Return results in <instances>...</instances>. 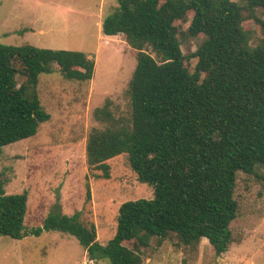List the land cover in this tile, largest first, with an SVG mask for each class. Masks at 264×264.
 Wrapping results in <instances>:
<instances>
[{
	"label": "trees",
	"instance_id": "16d2710c",
	"mask_svg": "<svg viewBox=\"0 0 264 264\" xmlns=\"http://www.w3.org/2000/svg\"><path fill=\"white\" fill-rule=\"evenodd\" d=\"M117 1L103 31L124 34L138 50L129 83L131 119L117 118L111 101L95 110L107 126L91 132L88 164L109 178L108 161L127 153L154 197L124 202L116 234L102 244L80 211L52 214L43 228L26 229L28 192L8 194L0 183V235L64 232L79 240L89 260L108 264H144L142 248L172 235L186 245L207 238L221 256L235 241L230 226L239 211V172L264 166V38L252 47L244 26L254 19L264 35V16L256 13L264 0ZM179 21H190L188 35L205 36L187 56ZM191 58L197 59L193 72L186 64ZM54 64L70 80L89 81L95 73V60L81 51L0 44V148L36 135L50 120L38 85ZM18 76L26 80L19 84Z\"/></svg>",
	"mask_w": 264,
	"mask_h": 264
},
{
	"label": "rangeland",
	"instance_id": "374dc122",
	"mask_svg": "<svg viewBox=\"0 0 264 264\" xmlns=\"http://www.w3.org/2000/svg\"><path fill=\"white\" fill-rule=\"evenodd\" d=\"M117 7V0H0V44L81 51L95 60L89 81L64 78L57 64L54 72L40 74L38 93L50 120L36 135L0 148V183L5 191L29 194L28 230L43 228L52 214L80 211L83 222L95 224L98 241L106 244L117 232L124 202L154 197V187L138 179L127 153L108 161L109 178L88 164L89 136L93 129L107 126L95 117V110L111 101L117 118L131 119L129 83L138 50L124 34L103 31L105 18ZM256 13L264 16L262 8ZM189 24L178 22L186 56L205 38L188 35ZM244 26L252 47L263 42L256 20H247ZM196 63V58L186 60L192 72ZM17 80L21 84L26 78ZM235 198L239 211L230 226L235 241L228 252L217 256L209 241L186 245L172 235L158 244L154 237L141 250L144 264H264L263 165H256L253 174L239 172ZM89 259L79 240L64 232L43 230L19 240L0 235V264H108Z\"/></svg>",
	"mask_w": 264,
	"mask_h": 264
},
{
	"label": "crops",
	"instance_id": "0c3cea01",
	"mask_svg": "<svg viewBox=\"0 0 264 264\" xmlns=\"http://www.w3.org/2000/svg\"><path fill=\"white\" fill-rule=\"evenodd\" d=\"M16 240H19V239H16ZM208 241H209V240H208L207 238H203V239H202V243H203V242H208ZM91 261H93V260H91Z\"/></svg>",
	"mask_w": 264,
	"mask_h": 264
}]
</instances>
